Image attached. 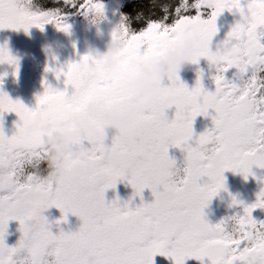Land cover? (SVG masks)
<instances>
[{"label":"snow or ice","instance_id":"6c2138e0","mask_svg":"<svg viewBox=\"0 0 264 264\" xmlns=\"http://www.w3.org/2000/svg\"><path fill=\"white\" fill-rule=\"evenodd\" d=\"M53 3L58 6L0 0V29L27 32L30 27L52 24L68 33L69 15H82L92 23L105 18L102 0ZM224 11L238 19L213 51L209 43L217 32L216 17ZM136 21L139 29L121 14L112 30L127 41L116 73L105 75L93 56L86 54L63 70L45 68L56 78L64 77L65 90L42 81L44 91L32 109L0 91V114L18 117L12 135L0 129V264H153L157 254L171 257L173 264L205 257L208 264H264V221L251 216L253 209H264V187L251 204L232 197L229 207L238 206L240 211L215 224L208 223L202 211L224 189L223 172L247 177L252 166L264 169V31H258L264 30V0H169L160 6V15L139 12ZM186 36L196 42L192 63L204 58L214 70L209 73L213 91L203 89L199 71L191 89L178 77L172 78L124 134L110 137L109 146L104 137L87 149L83 138L77 140L65 156L59 180L49 184L38 179L33 168L41 167L45 153L40 134L27 131L33 122L62 126L75 113L90 117L97 104L126 106L131 98L122 91V82ZM0 63L11 66L16 75V59L5 45H0ZM249 98L254 107L240 117V101ZM170 107L175 112L168 120L165 110ZM209 109L214 113L212 127L194 137V117L208 115ZM169 147L184 153L182 164L168 156ZM209 148L220 157L215 174L202 163ZM123 180L133 196L149 189L151 203L141 201L130 207L131 197L106 202L105 190ZM49 207L61 213L54 222L57 226L71 214L80 219L79 228L53 234L41 215ZM9 220L19 223L20 236L13 246L4 243Z\"/></svg>","mask_w":264,"mask_h":264},{"label":"flooded vegetation","instance_id":"af4514ba","mask_svg":"<svg viewBox=\"0 0 264 264\" xmlns=\"http://www.w3.org/2000/svg\"><path fill=\"white\" fill-rule=\"evenodd\" d=\"M169 0H102L105 6V18L98 23H89V19L82 15H69L66 22L69 24V32L64 33L56 29L52 24H45L42 29L30 27L27 32L23 29H0V45H5L9 54L16 59L15 71L6 63H0V91L7 94L13 101H20L25 107L32 109L36 104V97L44 91L42 81L46 82L52 88L65 90L63 83L64 77L56 78L52 71H45V68L65 69L70 62H78L80 57L91 54L93 49L103 51L104 45L109 38L110 32L120 21L121 14L129 17L134 28L139 29L140 23L136 21L137 13H143L148 16L155 13L160 15V6L168 3ZM34 5L45 8L58 6L53 0H33ZM194 14V13H193ZM207 18V15L204 16ZM238 19V16L228 11L222 12L216 17V34L209 43L210 50H215L217 43L224 39L229 27ZM258 31H264L258 29ZM264 43V37H261ZM201 75V85L204 90L211 92L214 90V84L209 78V73L214 72L210 69L206 59L201 58L196 64L189 65L184 71L178 74V79L191 89L197 79V72ZM227 75V74H226ZM71 92V86L66 89ZM175 112L174 107L165 110V117L171 120ZM213 110H208V115L196 116L192 121L194 137L206 129L212 127L211 116ZM18 117L15 113L0 114V129L5 135H12L15 132V124ZM106 146L111 143L110 137L104 141ZM194 144V139L189 141ZM168 156L174 159L178 165L182 164L184 153L174 147H169ZM44 165L41 164V168ZM251 175L247 177L240 173L225 171L224 189L231 197H235L244 204H251L256 200L257 193L264 184L261 178H264V169L252 166ZM133 189L126 180L117 182L114 189L109 188L104 192L105 201H111L114 197L119 201H128L131 197L130 207L139 205L141 201L151 203L153 196L147 188L143 189L139 197L133 196ZM224 196L225 192H220ZM203 218L210 224H215L221 218L239 212V207H229L228 203L221 202L217 196H214L207 206L202 210ZM50 224V231L56 234L58 230L76 231L80 226V219L74 215H67L66 222H61L58 226L54 223L61 215L59 209L49 207L41 212ZM251 216L254 220L264 221V209H253ZM19 223L15 220H9L5 229L4 243L7 246L15 245L19 239ZM153 264H173L171 257L154 255ZM183 264H208L207 258L197 260L186 258Z\"/></svg>","mask_w":264,"mask_h":264},{"label":"clouds","instance_id":"9594fccd","mask_svg":"<svg viewBox=\"0 0 264 264\" xmlns=\"http://www.w3.org/2000/svg\"><path fill=\"white\" fill-rule=\"evenodd\" d=\"M89 23L92 21L89 19ZM127 41L119 32L112 31L104 45L103 51L93 49L91 55L98 62L99 69L105 75H112L119 70V56L124 52ZM196 42L193 37L186 36L172 47L162 50L146 64L135 69L133 76L125 79L121 88L131 102L122 108H111L103 104L95 105L90 111V117L79 113L72 114L67 123L62 126H41L33 122L28 132L39 133V141L45 155L41 167H34L33 172L41 182L55 184L64 173V161L70 145L80 139L86 141L85 148L91 147L98 137H113L122 135L127 128L144 112L146 106L156 96L158 89L172 78L193 64ZM254 107V101L249 98L240 101L239 116H246ZM203 167L210 174L220 170V157L217 151L208 149L203 155ZM225 192L220 196V192ZM221 202L231 203V196L225 189L215 194ZM66 222V219H65ZM194 229L197 225L193 226Z\"/></svg>","mask_w":264,"mask_h":264},{"label":"water","instance_id":"95a60500","mask_svg":"<svg viewBox=\"0 0 264 264\" xmlns=\"http://www.w3.org/2000/svg\"><path fill=\"white\" fill-rule=\"evenodd\" d=\"M2 88H0V90H1ZM11 100H13V99H11Z\"/></svg>","mask_w":264,"mask_h":264}]
</instances>
